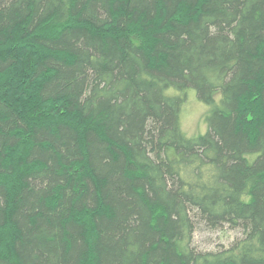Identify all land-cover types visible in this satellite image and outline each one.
Returning a JSON list of instances; mask_svg holds the SVG:
<instances>
[{
	"label": "trees",
	"instance_id": "trees-1",
	"mask_svg": "<svg viewBox=\"0 0 264 264\" xmlns=\"http://www.w3.org/2000/svg\"><path fill=\"white\" fill-rule=\"evenodd\" d=\"M0 264H264V0H0Z\"/></svg>",
	"mask_w": 264,
	"mask_h": 264
},
{
	"label": "rangeland",
	"instance_id": "rangeland-1",
	"mask_svg": "<svg viewBox=\"0 0 264 264\" xmlns=\"http://www.w3.org/2000/svg\"><path fill=\"white\" fill-rule=\"evenodd\" d=\"M207 111V107L196 100L194 93L189 94L181 116V126L187 135H197L205 132ZM239 235V231L225 226L215 231L205 230L202 227L195 232L194 245L200 250H215L222 246H228Z\"/></svg>",
	"mask_w": 264,
	"mask_h": 264
}]
</instances>
